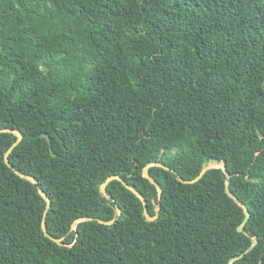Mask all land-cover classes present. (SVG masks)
<instances>
[{
    "label": "trees",
    "instance_id": "1",
    "mask_svg": "<svg viewBox=\"0 0 264 264\" xmlns=\"http://www.w3.org/2000/svg\"><path fill=\"white\" fill-rule=\"evenodd\" d=\"M0 129V264H264V0H0Z\"/></svg>",
    "mask_w": 264,
    "mask_h": 264
},
{
    "label": "water",
    "instance_id": "2",
    "mask_svg": "<svg viewBox=\"0 0 264 264\" xmlns=\"http://www.w3.org/2000/svg\"><path fill=\"white\" fill-rule=\"evenodd\" d=\"M2 131H10V130H6V129H0V132H2ZM14 134L17 136V139H16V141L6 150V152L4 153V161H5V163L7 164V165H9V161H8V155L10 154V152L12 151V149L21 141V139H22V133L21 132H19V131H14ZM43 137H45L46 138V140H47V142H48V144H49V150H50V153H51V155L52 156H55V153L53 152V150H52V147H51V145H50V138H49V136L46 134V133H42L41 134ZM150 165H156V166H160V167H163V168H165V169H170L168 166H165L164 164H162V163H159V162H153V163H151ZM148 166H149V164L148 165H146L144 168H143V176L144 177H146L147 179H149L154 185H155V187H156V189H157V200L159 201L160 200V198H161V195H162V188L156 183V182H154L152 179H151V177H150V175L148 174V172H147V168H148ZM221 168L223 171H224V173L226 174V176L227 177H229V174L227 173V171H226V167H225V165H224V163L222 164V165H215V166H205L203 169H202V171H201V173L196 177V178H194L193 180H188V179H182L181 177H179V180L181 181V182H185V183H190V182H194V181H197L198 180V178L200 177V175L205 171V170H207V169H210V168ZM11 168H13L12 166H11ZM16 173L20 176V177H22V178H25V179H28V180H30L31 182H33V183H36V180L33 178V177H31V176H29V175H26V174H24V173H21V172H18V171H16ZM114 179H116V180H118V181H120L123 185H124V187L126 188V189H128V190H130L132 193H134L139 199H140V201H141V203H142V206H143V214H144V216L146 217V219H148V220H154L157 216H158V209H159V205L157 204V206H156V214H155V216H151V215H149V213H148V211H147V208H146V202H145V200H144V198H143V196L133 187V186H131L130 184H128V183H126L119 175H110V176H108L106 179H105V181L103 182V183H101L100 184V187H99V190H100V192L104 195V196H108L107 195V193H106V185L111 181V180H114ZM37 189H38V193L42 196V198L45 200V202H46V205H45V209H44V212H43V216H42V221H41V227H42V230H43V232H44V234L48 237V238H50V239H52V240H54V241H56V242H59L60 241V239H56V238H54V237H52L48 232H47V230H46V226H45V217H46V214H47V211H48V209H49V207H50V200H49V198H48V196L45 194V192L40 188V187H37ZM225 192L229 195V196H232V194H231V191H230V189H229V187H228V182H226L225 183ZM233 197V199H234V202L237 204V205H239L241 208H242V210H243V212H244V214H245V217H244V219H243V221L239 224V226H238V228H237V230L238 231H240V232H242L243 231V225L245 224V222L247 221V219H248V217H249V211H248V209H247V207L237 198V197H235V196H232ZM121 213V210H120V208H119V206H116V215H119ZM115 219H116V217H113L112 219H110V220H103V219H99V222L100 223H103V224H111V223H113L114 221H115ZM82 220H92V218H89V217H80V218H77L75 221H74V225L77 223V222H79V221H82ZM255 243H256V239H253V242H252V245L251 246H254L255 245ZM241 256V255H240ZM237 257H235V258H232L231 260H234V259H236Z\"/></svg>",
    "mask_w": 264,
    "mask_h": 264
},
{
    "label": "rangeland",
    "instance_id": "3",
    "mask_svg": "<svg viewBox=\"0 0 264 264\" xmlns=\"http://www.w3.org/2000/svg\"><path fill=\"white\" fill-rule=\"evenodd\" d=\"M223 162H217V161H210L206 166H215V165H222Z\"/></svg>",
    "mask_w": 264,
    "mask_h": 264
}]
</instances>
